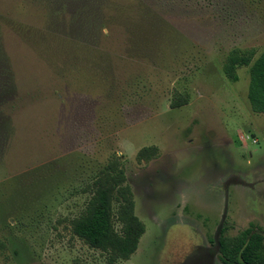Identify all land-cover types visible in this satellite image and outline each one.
<instances>
[{
    "label": "rangeland",
    "instance_id": "374dc122",
    "mask_svg": "<svg viewBox=\"0 0 264 264\" xmlns=\"http://www.w3.org/2000/svg\"><path fill=\"white\" fill-rule=\"evenodd\" d=\"M107 1L0 0V104L13 102L0 123V264H194L218 226L264 234V113L246 100L248 65L234 81L222 71L230 50L264 49V0H129L132 18ZM6 19L60 39L52 65ZM176 94L185 103L171 108ZM111 151L144 230L109 263L70 220Z\"/></svg>",
    "mask_w": 264,
    "mask_h": 264
},
{
    "label": "trees",
    "instance_id": "16d2710c",
    "mask_svg": "<svg viewBox=\"0 0 264 264\" xmlns=\"http://www.w3.org/2000/svg\"><path fill=\"white\" fill-rule=\"evenodd\" d=\"M133 5V2L129 0L117 2L108 0L105 10L107 12L119 11L117 14L127 12L123 15L132 18L134 14L131 13H135V9L139 8ZM114 17H111V20ZM108 20L109 18L106 19V22ZM1 21H3L2 18ZM106 22L103 24L106 25ZM6 24L34 51L37 50L39 54L42 53L43 56L40 55V57L44 62L52 65L51 57L56 48L54 46L60 39L34 30L19 21L11 19L7 21L6 19ZM84 48L87 52L84 56L90 59L97 57V61L91 60V62L97 64L98 68L104 69L108 65L111 67L108 54L103 52L104 50L101 51L98 46ZM73 49L77 50L76 47ZM69 54L67 57L72 61ZM251 54V50H230L225 55L222 71L228 79L234 81L236 80L235 66L248 65L246 100L252 111L264 113V49L252 60ZM64 63L67 64V61ZM79 67L84 69L82 66ZM59 70V73L62 74L60 76L63 77L62 68ZM72 77L74 78L73 74ZM98 86L106 93L114 89V84L110 82H100ZM184 103L185 99L176 94L170 99L169 106L174 108ZM0 105V123L8 126L10 121L9 110L13 108V102L12 100L8 103L4 101ZM151 153L152 151L146 147L140 149L137 154L147 157ZM117 157L115 152L111 151L106 156L103 166L95 171L91 179L83 186L82 190L88 192V197L78 214L70 220L72 233L88 246L104 251L109 263L118 258H127L135 250L138 238L144 230L143 224L133 213L131 191L125 183L124 174L118 165ZM113 204H115V208H113ZM113 216L120 224L118 231L113 227ZM254 228V225L250 224L232 236H220L218 238L219 258L223 264H264V234L260 229Z\"/></svg>",
    "mask_w": 264,
    "mask_h": 264
},
{
    "label": "flooded vegetation",
    "instance_id": "af4514ba",
    "mask_svg": "<svg viewBox=\"0 0 264 264\" xmlns=\"http://www.w3.org/2000/svg\"><path fill=\"white\" fill-rule=\"evenodd\" d=\"M241 181V180H240ZM243 183H247L244 181H241ZM248 186H251L252 184L247 183ZM254 225V229L258 230ZM248 226V225H247ZM223 229L222 227L218 226L214 229L212 235L210 237L204 236L203 244L200 245L202 247L199 248V253H197L192 259L194 261V264H223V262L219 258V252H218V238L220 236H223L222 233ZM232 236V235H231ZM224 237V236H223ZM186 262L183 261V264Z\"/></svg>",
    "mask_w": 264,
    "mask_h": 264
}]
</instances>
